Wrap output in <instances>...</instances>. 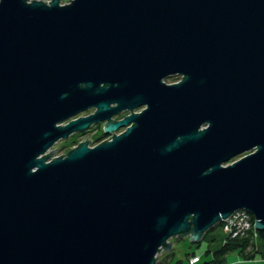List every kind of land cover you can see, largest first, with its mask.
<instances>
[{
    "label": "water",
    "instance_id": "obj_1",
    "mask_svg": "<svg viewBox=\"0 0 264 264\" xmlns=\"http://www.w3.org/2000/svg\"><path fill=\"white\" fill-rule=\"evenodd\" d=\"M237 210L264 230V0H0V264H155Z\"/></svg>",
    "mask_w": 264,
    "mask_h": 264
},
{
    "label": "trees",
    "instance_id": "obj_2",
    "mask_svg": "<svg viewBox=\"0 0 264 264\" xmlns=\"http://www.w3.org/2000/svg\"><path fill=\"white\" fill-rule=\"evenodd\" d=\"M249 219V228L235 235L225 234L223 222L218 221L205 230L200 241H190L195 246H199L203 241L206 243L204 254H208L209 257L203 261V264H255L254 259L256 255H260L264 258V230H257L254 228V221L251 214H249ZM215 228L219 231L217 234L212 232ZM213 240L216 245L211 248L210 244ZM230 253H235L239 260L235 262L228 261L227 257ZM193 255H195L193 251L186 252L188 261ZM166 262L165 259L164 264ZM174 264H178V262L176 261Z\"/></svg>",
    "mask_w": 264,
    "mask_h": 264
},
{
    "label": "rangeland",
    "instance_id": "obj_3",
    "mask_svg": "<svg viewBox=\"0 0 264 264\" xmlns=\"http://www.w3.org/2000/svg\"><path fill=\"white\" fill-rule=\"evenodd\" d=\"M45 1V0H43ZM68 0H60L61 3L67 2ZM181 78V75L179 74H173L168 75L163 78L165 83H172L177 82ZM138 110V108H136ZM129 111V110H128ZM127 110L124 112H128ZM86 112V111H85ZM89 113V112H87ZM80 115H85L84 113H79ZM127 115V114H126ZM64 123V122H63ZM62 124V123H60ZM124 127L118 128L114 133H120ZM103 131L100 128H96L93 130H90L83 134H69L66 138H61L55 141L52 146L45 151V153L49 152V150L56 148L53 153L49 156L48 160L52 159V157L59 156L62 153H65L68 149L73 148L77 145L78 142L84 141L85 139L90 138L91 140L88 141L89 146H93L95 143H98L104 139H109L110 134L106 137L101 136ZM44 153V154H45ZM212 232L214 234H217L219 231L217 228L213 229ZM211 233V232H209ZM170 241V247H172L170 250L163 251V248L159 250L160 253L157 257V262L155 264H164V261L166 259L165 264H174L176 261L178 264H203V261L208 259L209 255L204 254V251L206 249V243L203 241L199 246L193 245L188 236L184 237H171L168 239ZM211 248L216 245L215 241H211ZM193 251L198 257L199 260L197 262L191 263L188 261V258L186 256V252ZM169 253V254H168ZM228 261H238L239 258L235 253H230V255L227 257ZM255 264H264V258H262L260 255H256L254 259Z\"/></svg>",
    "mask_w": 264,
    "mask_h": 264
},
{
    "label": "built area",
    "instance_id": "obj_4",
    "mask_svg": "<svg viewBox=\"0 0 264 264\" xmlns=\"http://www.w3.org/2000/svg\"><path fill=\"white\" fill-rule=\"evenodd\" d=\"M49 1V0H45ZM249 213L245 210H237L230 214L226 219L222 220L223 230L225 234L235 235L240 231H244L249 228ZM198 260V256L195 254L189 258V262L194 263Z\"/></svg>",
    "mask_w": 264,
    "mask_h": 264
},
{
    "label": "flooded vegetation",
    "instance_id": "obj_5",
    "mask_svg": "<svg viewBox=\"0 0 264 264\" xmlns=\"http://www.w3.org/2000/svg\"><path fill=\"white\" fill-rule=\"evenodd\" d=\"M143 107H144V105H143V106H140V107H137L138 110H136V108H135L134 110H132V112H138V111L141 110ZM94 109H95V108H89V109L85 110L86 112L83 111V112H80V113H84V114L86 113L85 115H87V114H90L91 112H93ZM125 111H126V110L121 111L120 113L113 115V116L111 117V119H114V120L120 119V118H122L123 116H125L126 114H129V112H130V111L127 110L128 112L124 113ZM87 112H89V113H87ZM78 115H80V114H78ZM97 127L100 128V129L102 130V129H103V128H102V127H103V122L91 123V125H90L88 128H86L85 130L76 131V132H74V134H83V133H86V132H88V131H90V130L96 129ZM102 131H103V130H102ZM101 136L106 137L107 134L102 133ZM253 149H255V147H254ZM247 152H250V151H246V152H243V153H240V154H238V155H236V156L231 157V158L229 159L228 163H229V162H232L233 160H235V159H237V158H239V157H241V156H243V155L246 154Z\"/></svg>",
    "mask_w": 264,
    "mask_h": 264
}]
</instances>
